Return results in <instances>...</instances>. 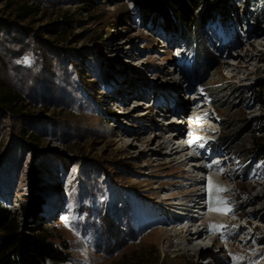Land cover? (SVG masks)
I'll return each mask as SVG.
<instances>
[{"label": "rangeland", "instance_id": "374dc122", "mask_svg": "<svg viewBox=\"0 0 264 264\" xmlns=\"http://www.w3.org/2000/svg\"><path fill=\"white\" fill-rule=\"evenodd\" d=\"M219 1L182 34L136 0L0 3V93L19 96L17 108L0 103V204L17 209L35 178L62 264H264V0ZM179 125L171 146L212 131L198 158L189 148L169 163L155 152ZM194 160L223 169L221 206L239 221L167 239L164 222L179 216L159 201L196 176Z\"/></svg>", "mask_w": 264, "mask_h": 264}, {"label": "trees", "instance_id": "16d2710c", "mask_svg": "<svg viewBox=\"0 0 264 264\" xmlns=\"http://www.w3.org/2000/svg\"><path fill=\"white\" fill-rule=\"evenodd\" d=\"M8 0H0V3ZM215 0L214 7L199 11L201 0H136L146 12H156L170 22L181 34L191 29L200 30L211 19L216 7L223 2ZM91 2V1H89ZM32 6L22 3L19 6L20 17H29ZM170 25V24H169ZM58 33V29H56ZM18 95L12 92H1L0 103L17 108ZM264 103V99H261ZM256 150L264 157V141L257 142ZM34 171V175L36 173ZM35 178L32 191L26 200L18 203L17 209L7 204H0V264H62L67 261L63 253L52 241L49 229L41 223V194L34 189L38 187Z\"/></svg>", "mask_w": 264, "mask_h": 264}, {"label": "bare ground", "instance_id": "6f19581e", "mask_svg": "<svg viewBox=\"0 0 264 264\" xmlns=\"http://www.w3.org/2000/svg\"><path fill=\"white\" fill-rule=\"evenodd\" d=\"M170 74L172 73H169V75ZM183 82H184V77H181L180 83ZM195 98L197 97H193V99ZM200 110L202 109H199V111ZM184 128L186 127H184L183 125H179L177 126V129L173 130L174 132L173 131L170 132L171 136L168 139H164L159 143L158 150L155 152V155L162 158L167 157L169 158L168 162L171 163L175 160L173 158L175 155L183 153L184 150L187 151L189 148L192 149L195 148L197 150L195 156L193 155L189 158H198L199 154L204 149V145H206L204 142L206 139L204 140L203 138L204 136H202L200 132L204 129L210 132L212 131V128L210 127L208 128V126L203 125L199 127L197 130L189 131L187 134V138H185L184 141H182V144L179 145L173 144L171 146L170 143L177 135L180 134V132L181 134H184V132H182ZM201 145H203V147H201ZM187 160L188 159L185 157L184 158L180 157L178 164H184V162H186ZM190 163L193 168L192 171L198 172L196 173V176H191L190 174L187 175V177H189L190 179V182L188 183V185H185L183 187L182 191H180L178 194L170 193L165 198H163V201H159L160 203L165 204L167 207H172L173 210L171 212H175L179 216V218L176 217L173 220L164 222L165 225L170 227L165 229L164 232L167 239H169L170 236H175L180 241L181 240L190 241L194 238L199 239L205 236L209 231L217 230L222 220H226L227 229L233 228L235 223L239 221L237 219H231L230 217H228L229 215L225 214L223 211L215 210L218 208L223 209L221 203L223 199L226 198V196L222 193L224 191H217V188H222L219 184L220 180L222 179V172L218 171L216 166L209 163L207 160L206 161L194 160V161H190ZM207 182L210 185L213 184L212 187H208L206 189V186H204V184H206ZM209 189H212L213 192L211 194L213 196L210 199H206L205 193L206 190ZM192 191H195L196 194H199L196 200L192 197ZM193 204L195 205L193 206L192 209H190V211L197 209L195 212L202 214V215L199 214L200 217L197 215H191L190 212H188V209H186L190 207V205L192 206ZM206 209L207 212H204ZM186 210L187 212H184ZM196 216L197 218H199V220L196 219ZM181 219L184 220L185 224L178 229L175 223H177L178 220ZM241 230L244 231V227H241ZM217 240H218V236H214L212 238V241L216 242ZM212 256L213 255H210V257Z\"/></svg>", "mask_w": 264, "mask_h": 264}, {"label": "snow or ice", "instance_id": "6c2138e0", "mask_svg": "<svg viewBox=\"0 0 264 264\" xmlns=\"http://www.w3.org/2000/svg\"><path fill=\"white\" fill-rule=\"evenodd\" d=\"M201 147H203V145H201ZM220 171L221 172H223V169H220ZM217 191H226V189H224V188H217ZM222 203H224V204H227V201H222ZM216 211H223L225 214H227L228 212H230L231 211V209L230 208H228V207H225V208H223V209H215ZM65 220H67V218H65ZM213 227H215V226H213ZM227 228V226L226 225H220L219 226V229H220V231L222 232V234H223V232H224V230Z\"/></svg>", "mask_w": 264, "mask_h": 264}]
</instances>
